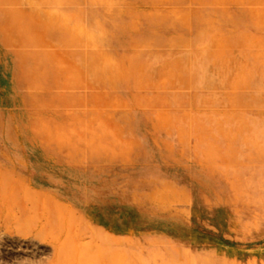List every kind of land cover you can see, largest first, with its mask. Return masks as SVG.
Returning <instances> with one entry per match:
<instances>
[{
	"label": "rangeland",
	"instance_id": "374dc122",
	"mask_svg": "<svg viewBox=\"0 0 264 264\" xmlns=\"http://www.w3.org/2000/svg\"><path fill=\"white\" fill-rule=\"evenodd\" d=\"M52 1L0 0V15L61 13ZM263 59L259 83L165 84L114 130L69 116L65 131H18L0 117V264H264ZM63 226L127 243L54 237Z\"/></svg>",
	"mask_w": 264,
	"mask_h": 264
},
{
	"label": "crops",
	"instance_id": "0c3cea01",
	"mask_svg": "<svg viewBox=\"0 0 264 264\" xmlns=\"http://www.w3.org/2000/svg\"><path fill=\"white\" fill-rule=\"evenodd\" d=\"M61 2L59 14L0 15V117L18 116V131H65L69 116L114 130L117 117L147 115L165 84L260 82L264 0Z\"/></svg>",
	"mask_w": 264,
	"mask_h": 264
},
{
	"label": "bare ground",
	"instance_id": "6f19581e",
	"mask_svg": "<svg viewBox=\"0 0 264 264\" xmlns=\"http://www.w3.org/2000/svg\"><path fill=\"white\" fill-rule=\"evenodd\" d=\"M142 10V9H141ZM15 19V18H14ZM194 22V21H193ZM144 25V24H143ZM20 26V25H19ZM229 26V25H228ZM146 34V33H145ZM105 38V37H104ZM218 39V38H217ZM174 53H175V51H174ZM217 53V52H216ZM241 59V58H240ZM255 60V59H254ZM264 60V59H263ZM257 62V61H256ZM254 64H255V62H254ZM251 65V64H250ZM262 65V64H261ZM223 66V65H222ZM234 66V65H233ZM218 67H219V65H218ZM251 67H253V66H251ZM258 67H259V65H258ZM9 68H10V66H9ZM223 68V67H222ZM187 69V68H186ZM186 69H184V71L186 70ZM11 70V69H10ZM258 70V69H257ZM263 70V69H262ZM157 71H158V69H157ZM160 71V70H159ZM261 71V70H260ZM264 71V70H263ZM225 71H223L222 73H224ZM215 73H217V71L215 72ZM156 73H154V75H155ZM219 74V73H218ZM262 74V73H261ZM167 75V74H166ZM217 75V74H216ZM263 75H264V73H263ZM5 76V75H4ZM157 76V74L155 75V77ZM222 76V75H221ZM230 76H232V75H230ZM219 77V76H218ZM223 77V76H222ZM221 77V78H222ZM261 77V76H260ZM227 78H229L228 76H227ZM264 78V77H263ZM7 79V78H6ZM215 79V78H214ZM218 79H220V78H218ZM225 79V78H224ZM226 80V79H225ZM261 80V79H260ZM214 81V80H213ZM212 81V82H213ZM220 81V80H219ZM226 81H228V80H226ZM226 81H224V82H226ZM259 80L257 79V82H258ZM156 82V81H155ZM208 82V81H207ZM218 82V81H217ZM221 83V82H220ZM217 84V83H216ZM221 84H223V82L221 83ZM215 85V84H214ZM218 85V84H217ZM225 85V84H224ZM207 86H208V84H207ZM260 86V85H259ZM259 86H258V88H259ZM208 87H210V86H208ZM255 87H257L256 85H255ZM253 88H254V86H253ZM263 88V87H262ZM225 89V88H224ZM220 90V89H219ZM260 90V89H259ZM211 95V94H210ZM208 96H209V94H208ZM260 96V95H259ZM64 207V206H63ZM60 210L61 211H63L61 208H60ZM67 210H68V208H67ZM64 212V211H63ZM121 219V218H120ZM126 219V218H125ZM125 219H123V220H125ZM158 220V219H157ZM130 222V221H129ZM153 223V222H152ZM152 223H150V224H152ZM131 226H132V224H131ZM76 229V231L77 232H79V236L81 237V236H85V235H90L92 238H98V239H101V240H105L108 244H110V245H112L113 247L114 246H116V248L118 247V246H124L127 242H126V240H122L121 238L119 239L117 236H115V235H109V234H106V233H104L103 231H101V230H98V229H94V228H92V227H83V228H81V227H78V229L77 228H75V226H73V227H67V226H63L62 228L60 227V228H56V231H55V233L56 234H54L53 236L54 237H59L60 239L61 238H64V237H66L67 235H70L71 233H72V231H74ZM151 229V228H150ZM128 230V229H127ZM152 230V229H151ZM147 232V231H146ZM120 236V235H119ZM124 236H126V235H124ZM97 239V240H98ZM92 243V242H91ZM168 246H169V244H168ZM138 248V247H137ZM169 248V247H168ZM89 249H90V247H89ZM118 249V248H117ZM147 249V248H146ZM145 249V250H146ZM174 249V248H173ZM135 250V249H134ZM177 252V251H176ZM173 253V252H172ZM167 255V254H166ZM163 256V255H162ZM185 257V256H184ZM186 258V259H185ZM185 258H178V260L175 258H168V257H164V258H162V262L161 263H159V260L157 259V258H155L154 260H153V264H190L189 263V261H188V258L187 257H185ZM149 263L151 264V261H149ZM77 264V263H76ZM192 264V263H191Z\"/></svg>",
	"mask_w": 264,
	"mask_h": 264
}]
</instances>
